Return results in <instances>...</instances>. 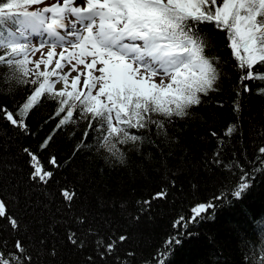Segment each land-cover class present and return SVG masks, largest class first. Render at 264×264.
<instances>
[{"label":"snow or ice","instance_id":"obj_1","mask_svg":"<svg viewBox=\"0 0 264 264\" xmlns=\"http://www.w3.org/2000/svg\"><path fill=\"white\" fill-rule=\"evenodd\" d=\"M202 23H214L225 32L243 91L250 90L248 81H264V0H56L52 4L0 0V67L7 69L0 80L10 91L16 85L31 89L15 113L0 106V114L28 133L31 112L45 100L55 101L50 119H59L40 144L41 152L50 146L56 131L82 120L86 121L83 137L96 133L97 151L123 164L129 151L139 152L146 142L158 148L157 141L163 143L162 138L168 137L167 125L188 117L189 109L201 103L200 94L217 91L223 75L220 57L206 52L211 46L198 27ZM34 34H46L47 40L37 47L30 39ZM45 46L46 54L30 59ZM236 129L237 125H229L224 136L230 138ZM223 144L218 138L211 162L229 173L239 172L231 188V196L239 199L253 176L264 173V145L246 161V168L236 157L222 159ZM84 146L82 140L79 147ZM23 151L29 158L30 186L51 195L49 185L59 184L61 201L72 212L79 194L58 180L57 156L49 155L46 167L37 152L27 147ZM171 184L175 186L174 179ZM168 195L162 188L151 199L137 201L139 211ZM226 198L221 192L192 206L191 215H178L173 221L175 235L154 256L142 257L135 248L125 247L130 235L108 217L101 221L89 211L78 212L62 217L63 224L41 226L43 231L37 235L12 214L10 204L18 197L13 194L9 201L0 196V264H43L41 256H58L59 241L52 244L51 238L60 227L64 245L84 257L82 264H166L174 246L191 235L184 230L207 218L217 206L214 201ZM120 209L127 214L125 205ZM130 218L139 220V215ZM259 226L264 230V222ZM244 260L264 264V231L259 245H250Z\"/></svg>","mask_w":264,"mask_h":264},{"label":"trees","instance_id":"obj_2","mask_svg":"<svg viewBox=\"0 0 264 264\" xmlns=\"http://www.w3.org/2000/svg\"><path fill=\"white\" fill-rule=\"evenodd\" d=\"M198 27L211 46L206 52L220 57L223 75L217 91L200 94L201 103L189 109L188 117L175 118L167 125L168 137L162 138L163 143L157 141L158 148L146 142L139 152L129 151L123 164L109 159L103 150L97 151L96 133L90 131L87 138L83 137L86 121L82 120L56 131L50 146L41 152L40 144L59 119H50L57 107L55 101L45 100L31 112L26 121L28 133L12 126L0 114V196L9 201L13 194L18 197L10 204L13 215L39 235L41 226L63 224L62 217L89 211L101 221L108 217L128 233L131 240L126 248H135L142 257L154 256L175 235L173 221L178 215L189 216L192 206L224 192L227 198L214 201L217 206L207 218L184 230L191 235L183 236L181 243L174 246L166 264H246L244 257L250 245L258 246L264 231L259 226L264 222V173H256L250 187L237 199L231 196V188L238 182L239 172L229 173L211 161L218 138L224 140L222 159L227 162L236 157L246 168V161L264 145V92L260 91L264 81H248L250 90L243 91L225 32L214 23ZM6 71L0 67V74ZM30 90L16 85L10 91L0 80V106L15 113ZM231 124L237 129L228 138L224 133ZM212 132L217 136L213 137ZM82 140L85 146L79 147ZM25 147L37 152L46 167L49 155L57 156L61 164L58 180L67 182L79 194L72 212L66 211L61 201L59 184L49 185L51 195L44 188L30 186L31 168ZM162 188L167 189V198L154 200L150 207L139 211L136 202L151 199ZM121 204L127 214L121 211ZM135 215L139 220L130 218ZM62 237L63 228H56L51 243L59 241V255L41 256L43 264H82L84 257L64 245Z\"/></svg>","mask_w":264,"mask_h":264},{"label":"rangeland","instance_id":"obj_3","mask_svg":"<svg viewBox=\"0 0 264 264\" xmlns=\"http://www.w3.org/2000/svg\"><path fill=\"white\" fill-rule=\"evenodd\" d=\"M55 2H56V0H47L48 4H52V3H55ZM30 39L32 41V44L38 47L41 42L47 40V35L45 34L43 36H40V35H35L34 34ZM48 50H49L48 47L45 46V48L40 49L39 51H37L35 53H32L31 56H30V59H33V60L38 59L40 57L41 53L46 54ZM60 50L61 49L57 48V51H60ZM30 67H31V65H30ZM42 68H43V65H42ZM73 75H75V73H73Z\"/></svg>","mask_w":264,"mask_h":264},{"label":"bare ground","instance_id":"obj_4","mask_svg":"<svg viewBox=\"0 0 264 264\" xmlns=\"http://www.w3.org/2000/svg\"><path fill=\"white\" fill-rule=\"evenodd\" d=\"M56 86H57V88L61 87V85H60V84H57Z\"/></svg>","mask_w":264,"mask_h":264}]
</instances>
